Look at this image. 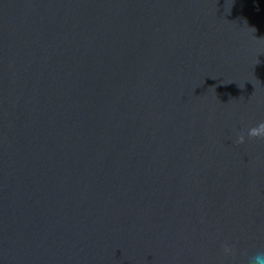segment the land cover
<instances>
[{"label":"water","instance_id":"95a60500","mask_svg":"<svg viewBox=\"0 0 264 264\" xmlns=\"http://www.w3.org/2000/svg\"><path fill=\"white\" fill-rule=\"evenodd\" d=\"M261 122L264 0H0V264H249Z\"/></svg>","mask_w":264,"mask_h":264},{"label":"clouds","instance_id":"9594fccd","mask_svg":"<svg viewBox=\"0 0 264 264\" xmlns=\"http://www.w3.org/2000/svg\"><path fill=\"white\" fill-rule=\"evenodd\" d=\"M248 134L255 135H264V122H261L255 127H252L248 130ZM238 141L243 142L244 136L241 135L238 138ZM224 251L226 253L230 252L231 249L228 246H225ZM249 264H264V252L257 253L254 257L250 259Z\"/></svg>","mask_w":264,"mask_h":264}]
</instances>
